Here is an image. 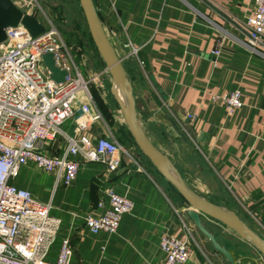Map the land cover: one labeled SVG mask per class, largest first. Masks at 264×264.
Listing matches in <instances>:
<instances>
[{"label": "crops", "instance_id": "crops-1", "mask_svg": "<svg viewBox=\"0 0 264 264\" xmlns=\"http://www.w3.org/2000/svg\"><path fill=\"white\" fill-rule=\"evenodd\" d=\"M93 1L131 81L140 124L153 146L193 193L236 214L264 241V40L250 48L245 27L254 13L253 0ZM132 48L136 56H130ZM107 85L96 79L92 86L99 101L90 93L102 121L78 129L74 120L73 135L63 133L45 153L61 154L67 138L82 135L96 141L110 133L115 138L114 127L124 130L120 110L114 111L106 98ZM236 90L243 96L242 108L230 116L216 99ZM124 149L133 160L123 156L115 172L83 162L70 188L56 186L52 175L31 164L13 179L36 202L50 204L51 216L61 223L50 262L68 238L71 264H162L159 243L168 235L188 240L192 253L186 264H228L195 229L187 215L190 207L151 174L138 149ZM110 188L131 199L134 210L115 235L92 236L85 217L98 214L97 205ZM202 221L237 264H264L258 250L235 231L205 216Z\"/></svg>", "mask_w": 264, "mask_h": 264}, {"label": "built area", "instance_id": "built-area-1", "mask_svg": "<svg viewBox=\"0 0 264 264\" xmlns=\"http://www.w3.org/2000/svg\"><path fill=\"white\" fill-rule=\"evenodd\" d=\"M254 13L245 22L248 46L256 48L264 40V0H253ZM8 39L0 45V264H71L74 252L70 240L60 242L55 262L51 250L57 243L60 221L51 216L50 204L36 202L31 193L12 184L24 166L31 164L52 175L56 186L70 188L76 182L81 164L98 163L108 172L119 169L121 158L132 155L110 133L91 141L79 135L65 138L61 154L49 155L45 147L62 137L61 126L75 120L78 129H86L102 116L93 109L88 84L53 28L33 39L23 26L8 30ZM132 48L130 56H136ZM53 55L55 66L68 73L64 84L49 79L41 55ZM220 55V45L213 51ZM228 115L242 108L243 96L236 90L216 99ZM105 201L97 205V215L85 217L89 234L115 235L134 203L113 189L104 192ZM159 250L162 264H186L192 249L187 239L162 236Z\"/></svg>", "mask_w": 264, "mask_h": 264}, {"label": "water", "instance_id": "water-1", "mask_svg": "<svg viewBox=\"0 0 264 264\" xmlns=\"http://www.w3.org/2000/svg\"><path fill=\"white\" fill-rule=\"evenodd\" d=\"M82 14H84L87 30L90 33L94 47L97 49L100 59L106 67L112 81L111 95L115 98L124 125L127 128L136 148L146 158L156 172L168 182L176 193L190 207L187 212L195 229L200 232L228 264H237L231 253L222 248L204 226L202 216L213 219L227 229L235 231L242 239L248 241L264 257V241L255 234L240 218L231 212L210 204L204 198L193 193L180 174L171 164L170 160L161 151L153 146L146 132L143 130L137 115L136 100L133 95V87L122 61L119 59L115 48L112 46L97 14L93 0H79ZM23 26L33 39L45 33L44 26L33 16L24 14L16 6L14 0H0V45L8 39V30ZM43 66L46 67L49 79L53 83L64 84L68 73L55 66L53 55L44 54L40 57ZM119 95L123 98V104Z\"/></svg>", "mask_w": 264, "mask_h": 264}, {"label": "rangeland", "instance_id": "rangeland-1", "mask_svg": "<svg viewBox=\"0 0 264 264\" xmlns=\"http://www.w3.org/2000/svg\"><path fill=\"white\" fill-rule=\"evenodd\" d=\"M14 2L18 9L22 10L24 14H28L36 18L44 26L45 30L53 28L56 32H58L62 43L69 49L82 79L88 84L89 93H91L92 96L94 93V88L92 86L96 83V79H99L101 84H104V87L107 82L108 85L105 88L106 98H109V102L112 100V108L114 111L116 110L118 112V105L114 102L109 93L111 85V83L109 84V74L105 72L104 65H102L97 49L94 47L90 33L87 30L85 17L84 14H82L80 7V1L14 0ZM118 117L119 121H121L122 116ZM73 128L74 120H70L64 123L60 129L62 133L72 136ZM126 130L127 128L124 126L123 131L126 132ZM111 132H113L116 140L123 148L129 147L131 144L132 146H135L130 138V135H128V137L131 144L128 145L125 143L124 139L120 137L117 127L112 128ZM145 165L154 177L159 179L162 184H166L170 187L169 191L174 197H176L177 194L173 190L172 186L166 182L151 165L148 164L147 160H145Z\"/></svg>", "mask_w": 264, "mask_h": 264}, {"label": "trees", "instance_id": "trees-1", "mask_svg": "<svg viewBox=\"0 0 264 264\" xmlns=\"http://www.w3.org/2000/svg\"><path fill=\"white\" fill-rule=\"evenodd\" d=\"M101 60V59H100ZM101 62H102V60H101ZM102 65H104L103 64V62H102ZM104 68L106 69V67H105V65H104ZM93 95H94V97H95V99H97L96 98V95L93 93ZM98 101H99V99H97ZM99 105V104H98ZM102 109H103V107H101ZM118 132H119V135H120V137L122 138V139H124V141H125V143H127L128 145H130L131 144V142L129 141V137H128V135H130L128 132H127V130H126V132H124L122 129H119L118 128ZM128 133V134H127ZM131 138V137H130ZM131 140H132V138H131ZM133 141V140H132ZM134 143V142H133ZM130 146H132V144L130 145ZM129 146V147H130ZM135 148H136V146H134ZM138 149V148H137ZM139 151V150H138ZM140 153V152H139ZM141 155V154H140ZM141 157L143 158V159H145L146 160V158L144 157V156H142L141 155ZM148 164H149V162H148ZM150 165V164H149ZM152 166V165H151ZM153 167V166H152ZM174 190V189H173ZM175 191V190H174ZM176 192V191H175ZM177 194V193H176ZM177 196L186 204V202L177 194Z\"/></svg>", "mask_w": 264, "mask_h": 264}, {"label": "bare ground", "instance_id": "bare-ground-1", "mask_svg": "<svg viewBox=\"0 0 264 264\" xmlns=\"http://www.w3.org/2000/svg\"><path fill=\"white\" fill-rule=\"evenodd\" d=\"M119 98H120L121 103L123 104V98H121L120 95H119ZM120 115H121V113H120Z\"/></svg>", "mask_w": 264, "mask_h": 264}]
</instances>
